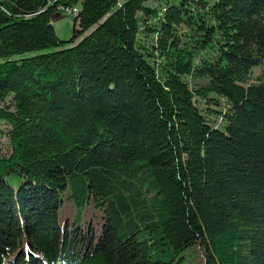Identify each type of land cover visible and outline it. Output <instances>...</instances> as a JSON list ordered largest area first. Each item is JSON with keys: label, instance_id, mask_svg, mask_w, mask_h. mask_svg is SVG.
<instances>
[{"label": "trees", "instance_id": "1", "mask_svg": "<svg viewBox=\"0 0 264 264\" xmlns=\"http://www.w3.org/2000/svg\"><path fill=\"white\" fill-rule=\"evenodd\" d=\"M263 60L264 0H0V264H264Z\"/></svg>", "mask_w": 264, "mask_h": 264}, {"label": "rangeland", "instance_id": "2", "mask_svg": "<svg viewBox=\"0 0 264 264\" xmlns=\"http://www.w3.org/2000/svg\"><path fill=\"white\" fill-rule=\"evenodd\" d=\"M76 9L79 8V3H76ZM72 13H57L52 17V24L55 28V31L57 33V35L61 38V39H68L71 34H72ZM46 49L41 48L35 51H27L21 54H18V56L20 55H26L29 53H33V52H41V51H45ZM252 71L255 73L256 75V79L258 80H264V60L263 62H261L260 64L255 65L252 68Z\"/></svg>", "mask_w": 264, "mask_h": 264}, {"label": "built area", "instance_id": "3", "mask_svg": "<svg viewBox=\"0 0 264 264\" xmlns=\"http://www.w3.org/2000/svg\"><path fill=\"white\" fill-rule=\"evenodd\" d=\"M65 13H72L75 14L77 12L76 6H74L73 8H66L64 9Z\"/></svg>", "mask_w": 264, "mask_h": 264}]
</instances>
